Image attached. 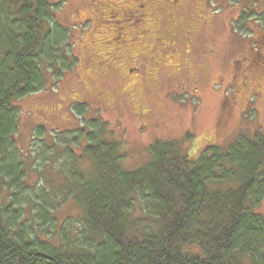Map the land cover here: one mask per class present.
Masks as SVG:
<instances>
[{"label":"trees","instance_id":"1","mask_svg":"<svg viewBox=\"0 0 264 264\" xmlns=\"http://www.w3.org/2000/svg\"><path fill=\"white\" fill-rule=\"evenodd\" d=\"M0 19V264H264V214L255 212L264 199V129H238L228 149L204 146L197 158L179 140L159 138L133 170L124 167L123 140L96 118L86 122L84 104L66 105L69 128L51 139L43 126L23 132L18 101L66 68L71 37L51 0H0ZM232 26L233 51L244 52L234 69L243 60L241 77L261 76L264 33ZM255 85H245L250 96Z\"/></svg>","mask_w":264,"mask_h":264},{"label":"rangeland","instance_id":"2","mask_svg":"<svg viewBox=\"0 0 264 264\" xmlns=\"http://www.w3.org/2000/svg\"><path fill=\"white\" fill-rule=\"evenodd\" d=\"M51 1L55 5L56 20L65 27L68 38L71 37L67 40L68 49L64 53L66 68L58 69L60 75L55 79L48 74V81L42 91L18 101L22 112L21 131L28 132L30 126H43L48 130L46 137L51 139L50 132L65 131L69 128L64 125L65 120L61 119V116L68 115L66 105L84 104L87 108L86 122L96 118L114 138L123 140L124 167L133 170L147 161L148 146L159 138L179 140L186 153L192 158H197L204 146L228 149V145L235 141L238 129V135L241 132L242 136V133L253 136L256 131L264 129V96L260 101V98L250 96L249 90H245V85L252 81L262 85L264 93V73L261 76L253 74V77L246 81L240 72L243 60L242 65L237 62V68L240 70L234 69V61L242 58L244 52L233 51L236 40L230 33L234 32V26L229 30L231 19L237 15L240 6H244L247 9L246 15L252 17L247 20L248 27L252 28L253 32L255 29L257 31L260 27L257 21L264 11V0H221L222 6H226H220L223 8L221 17L209 25L202 26L195 34V47L190 45L192 47L187 48L189 53H183V62L174 68H163L160 77L155 78V83L146 82L143 88H136V92L128 91L125 87L127 80L137 75H127L124 70H119V62L113 63L114 45L103 47L102 42L111 37L105 33L109 32V27H102L104 23L101 22L90 34L84 33V26L90 27L89 23L88 26L77 27L74 14L75 9L82 6V3L87 5L85 2ZM96 1L98 4H94V8L95 12L99 13L104 0ZM216 1L212 0L211 4ZM75 2L80 3L74 5ZM193 2L189 0L188 4ZM255 11L257 12L254 13ZM194 12L191 8L188 10L187 17L192 14L190 20L195 17ZM218 15L220 14L216 16ZM106 18L108 19V15ZM109 24L119 27L123 22L113 21ZM241 35L248 36L244 33ZM212 49L214 52H211ZM74 57L78 62L80 60L79 65L73 61ZM97 60H104V63L112 66L103 72L100 66H97ZM132 93L136 96L132 97ZM138 102L148 109L143 115L137 112ZM254 105L256 110L253 112ZM81 122L86 123L83 120ZM19 141L25 145L22 137ZM48 143L51 144L49 141ZM75 150L80 151L78 147H75ZM37 165L39 167V163ZM70 168L69 161L60 167L57 173L59 183H62L63 175H66L64 171ZM36 180L37 175L33 173L30 182L34 183ZM255 212L264 214V199ZM139 228L140 226L131 227L130 233L133 236L140 234Z\"/></svg>","mask_w":264,"mask_h":264},{"label":"flooded vegetation","instance_id":"3","mask_svg":"<svg viewBox=\"0 0 264 264\" xmlns=\"http://www.w3.org/2000/svg\"><path fill=\"white\" fill-rule=\"evenodd\" d=\"M82 1L88 6L82 3V6L75 9V24L78 27L88 26L89 23L90 27L84 26V33L88 34L101 22L104 23L102 27H109V32L105 31V33L111 37L102 42L103 47L114 45L113 63L119 62L117 63L119 70H124L127 75L133 73L137 75L127 80L129 86H137L136 88H143L148 80L147 77L159 78L163 68H174L183 62L182 57L189 53L187 48L194 45L195 34L202 26L220 18L223 9L221 7H226L222 6L221 0H217L216 4H211L212 0H193L190 5L189 0H104L100 6L101 12L97 13L94 4L97 5L98 1ZM79 3L75 2L74 5ZM190 8L195 10V17L191 20L189 17H192V14L187 17ZM246 10V7L240 6L231 22H239L240 27L248 31L251 36L257 34L263 36L264 32L259 31L262 29L261 24L264 25V11L257 21L260 27L253 32L252 28L248 27L247 21L252 17L246 15ZM217 14L220 15L216 16ZM113 21L123 24L119 27L109 24ZM243 40L248 43L246 39ZM211 52H214V49ZM97 64L103 72L112 66L104 63V60H97ZM260 89V86L255 85L253 92L256 96L260 94Z\"/></svg>","mask_w":264,"mask_h":264},{"label":"bare ground","instance_id":"4","mask_svg":"<svg viewBox=\"0 0 264 264\" xmlns=\"http://www.w3.org/2000/svg\"><path fill=\"white\" fill-rule=\"evenodd\" d=\"M1 20V19H0ZM6 20V19H5ZM4 20V21H5ZM21 30V29H20ZM15 31V30H14ZM86 155V154H85ZM150 164V163H149ZM217 180V179H216ZM79 182V181H78ZM89 187V186H88ZM182 187V186H181ZM218 187V186H217ZM217 187H216V189H217ZM220 188V187H219ZM97 189V188H96ZM94 191V190H93ZM139 191V190H138ZM96 194V193H95ZM100 194V193H99ZM106 194V193H105ZM103 195V194H102ZM69 199V198H68ZM102 199V198H101ZM149 199V198H148ZM138 200V199H137ZM143 201V200H142ZM116 203V202H115ZM261 203V202H260ZM72 204V203H71ZM147 206V205H146ZM74 207V206H73ZM138 208V207H137ZM77 210H79V209H77ZM80 211V210H79ZM82 215V214H81ZM130 219V218H129ZM81 220V219H80ZM135 220V219H134ZM23 222V221H22ZM72 223H74V222H72ZM146 227H148V226H146ZM150 227V226H149ZM28 228V227H27ZM153 229V228H152ZM33 235V234H32ZM44 235V234H43ZM34 236V235H33ZM42 238V237H41ZM40 238V239H41ZM57 238V237H56ZM47 241H49V240H47ZM96 248V247H95ZM86 253V252H85ZM94 254V253H93Z\"/></svg>","mask_w":264,"mask_h":264}]
</instances>
